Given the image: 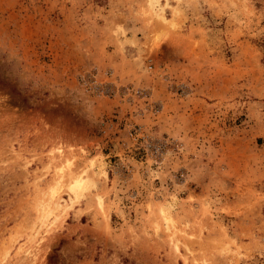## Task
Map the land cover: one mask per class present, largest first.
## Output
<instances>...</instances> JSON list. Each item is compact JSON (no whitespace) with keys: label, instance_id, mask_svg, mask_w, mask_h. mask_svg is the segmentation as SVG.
<instances>
[{"label":"rangeland","instance_id":"obj_1","mask_svg":"<svg viewBox=\"0 0 264 264\" xmlns=\"http://www.w3.org/2000/svg\"><path fill=\"white\" fill-rule=\"evenodd\" d=\"M0 264H264V0H0Z\"/></svg>","mask_w":264,"mask_h":264},{"label":"bare ground","instance_id":"obj_2","mask_svg":"<svg viewBox=\"0 0 264 264\" xmlns=\"http://www.w3.org/2000/svg\"><path fill=\"white\" fill-rule=\"evenodd\" d=\"M152 2H154L155 0H151ZM163 35L159 36V40H162ZM100 166L102 169H100L99 173L100 175H104L106 174V164L104 162L100 163ZM63 171V169H61V172ZM87 171H83L81 174H79L78 179L76 180L75 185L73 186L74 189L85 192V190L87 188H90L91 183L89 182V180L87 178H85ZM178 204V199L174 197L173 202L171 203H167L164 205V209L162 210L164 213L163 215H165L166 219L169 221H171V212L172 206H176ZM174 211V210H173ZM167 222V221H166Z\"/></svg>","mask_w":264,"mask_h":264}]
</instances>
